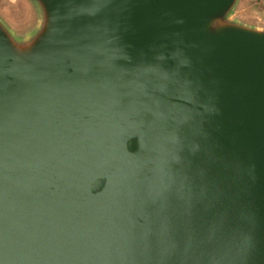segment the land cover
Instances as JSON below:
<instances>
[{"label":"water","instance_id":"water-1","mask_svg":"<svg viewBox=\"0 0 264 264\" xmlns=\"http://www.w3.org/2000/svg\"><path fill=\"white\" fill-rule=\"evenodd\" d=\"M30 1L0 15V264H264V22Z\"/></svg>","mask_w":264,"mask_h":264},{"label":"rangeland","instance_id":"rangeland-1","mask_svg":"<svg viewBox=\"0 0 264 264\" xmlns=\"http://www.w3.org/2000/svg\"><path fill=\"white\" fill-rule=\"evenodd\" d=\"M241 18L248 21L264 22L263 0H241L238 6ZM0 15L11 28L25 33L38 19V11L30 0H0Z\"/></svg>","mask_w":264,"mask_h":264},{"label":"built area","instance_id":"built-area-1","mask_svg":"<svg viewBox=\"0 0 264 264\" xmlns=\"http://www.w3.org/2000/svg\"><path fill=\"white\" fill-rule=\"evenodd\" d=\"M264 1V0H263Z\"/></svg>","mask_w":264,"mask_h":264}]
</instances>
